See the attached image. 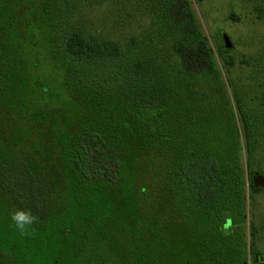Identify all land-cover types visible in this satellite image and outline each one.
Instances as JSON below:
<instances>
[{
  "label": "trees",
  "instance_id": "16d2710c",
  "mask_svg": "<svg viewBox=\"0 0 264 264\" xmlns=\"http://www.w3.org/2000/svg\"><path fill=\"white\" fill-rule=\"evenodd\" d=\"M165 5V37L148 33L145 47L133 41L124 52L66 27L68 0H0V203L31 212L27 234L47 236L54 222L68 250L74 224L51 215L50 201V187L65 183L60 196L81 212L78 242L107 264H247L246 243L225 231L245 223L262 191L252 177L264 85L257 117L235 99L242 146L237 131L206 127L188 89L200 80L226 88L191 1ZM249 237L248 256L262 264L252 224Z\"/></svg>",
  "mask_w": 264,
  "mask_h": 264
},
{
  "label": "rangeland",
  "instance_id": "374dc122",
  "mask_svg": "<svg viewBox=\"0 0 264 264\" xmlns=\"http://www.w3.org/2000/svg\"><path fill=\"white\" fill-rule=\"evenodd\" d=\"M190 1L195 13V21L200 24L210 44L222 83L227 91V95L222 94L220 82L217 80L208 81L207 86L200 80L199 87L188 89H194L193 92L197 96L200 106L196 113L201 117V121L207 124L206 127L218 132L220 136L226 132L237 131L242 146L243 135L241 125L237 121L234 103L236 97L252 118L257 117L262 111L260 97L264 85V0ZM78 2L81 4L79 5ZM107 2L110 6L106 4ZM90 4L92 5L89 6ZM117 10H120L119 15ZM168 10L165 0H105L103 3L100 0H68L64 24L66 23V27L80 26L87 34L97 39H112L118 42L125 52V48L131 47L133 41L134 44L145 47L147 42L145 37L150 36L148 33L153 39L155 37V40H159L158 37H165L167 31L162 28L161 11ZM84 23H86L85 27H83ZM223 34L228 36L232 45L229 50L224 49ZM167 42L171 43V40L167 38ZM154 46L159 48L157 43H154ZM225 61L232 63L231 67L226 66ZM158 63L161 64L159 59ZM124 66L126 69L128 64L124 63ZM44 72L45 70L42 69L38 75L41 76ZM46 85L49 86V82ZM56 85L51 89L58 91ZM181 100L182 103L188 101ZM199 123L201 125L200 121ZM261 125L264 137V119ZM255 153L261 168L258 175L264 178V138L261 142L258 140ZM101 158L102 155H99L98 159ZM253 168L258 169L256 162ZM57 178L62 179V176H50V180L53 179L58 183ZM64 188L65 183L51 186L53 194L50 201L53 202L51 215L70 214L69 220L74 224L68 250H65L66 246L60 248L57 235L60 228L54 222L50 220L47 236L21 234L11 224V209L7 208L5 203H0L1 264H36L34 257L46 264L54 261L59 264H107L103 256L89 255L84 243L78 242L81 221L80 216L75 214L80 208L76 206L70 195L60 196L64 193ZM72 209L74 211H71ZM251 224L255 227V239L252 245L256 251L264 254V188L248 200L245 223L231 225L225 231L227 234L235 231L236 240L246 243L247 264L254 263V257L248 256ZM259 263L264 264V261Z\"/></svg>",
  "mask_w": 264,
  "mask_h": 264
},
{
  "label": "clouds",
  "instance_id": "9594fccd",
  "mask_svg": "<svg viewBox=\"0 0 264 264\" xmlns=\"http://www.w3.org/2000/svg\"><path fill=\"white\" fill-rule=\"evenodd\" d=\"M11 219L15 222V227L21 234L26 233V226L32 225L36 218L31 212L17 211L11 215Z\"/></svg>",
  "mask_w": 264,
  "mask_h": 264
},
{
  "label": "water",
  "instance_id": "95a60500",
  "mask_svg": "<svg viewBox=\"0 0 264 264\" xmlns=\"http://www.w3.org/2000/svg\"><path fill=\"white\" fill-rule=\"evenodd\" d=\"M222 39L224 42V49L229 50L231 49L232 45L230 40L226 34L222 35ZM252 185L255 189L264 188V178L261 175H254L252 177Z\"/></svg>",
  "mask_w": 264,
  "mask_h": 264
}]
</instances>
